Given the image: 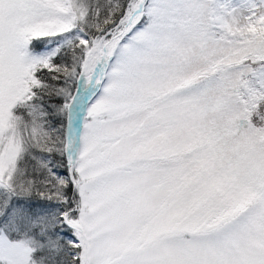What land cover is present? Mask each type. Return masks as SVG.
I'll list each match as a JSON object with an SVG mask.
<instances>
[{
    "label": "snow or ice",
    "instance_id": "6c2138e0",
    "mask_svg": "<svg viewBox=\"0 0 264 264\" xmlns=\"http://www.w3.org/2000/svg\"><path fill=\"white\" fill-rule=\"evenodd\" d=\"M0 264H264V0H0Z\"/></svg>",
    "mask_w": 264,
    "mask_h": 264
}]
</instances>
